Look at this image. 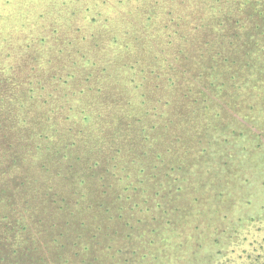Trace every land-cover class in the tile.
I'll return each mask as SVG.
<instances>
[{
  "label": "rangeland",
  "instance_id": "374dc122",
  "mask_svg": "<svg viewBox=\"0 0 264 264\" xmlns=\"http://www.w3.org/2000/svg\"><path fill=\"white\" fill-rule=\"evenodd\" d=\"M185 2L146 64L161 0H0V264L264 263V0Z\"/></svg>",
  "mask_w": 264,
  "mask_h": 264
},
{
  "label": "trees",
  "instance_id": "16d2710c",
  "mask_svg": "<svg viewBox=\"0 0 264 264\" xmlns=\"http://www.w3.org/2000/svg\"><path fill=\"white\" fill-rule=\"evenodd\" d=\"M159 10L161 11V22H158V26L152 24L151 26H153V29L149 28L150 24L147 25V30L149 32H148V35L146 37L141 36V35L140 36L136 35L137 32L136 33H132L131 29L128 28V27L122 28V29L118 28L117 36L115 35L112 38H115V44H116L117 48L119 49L120 55H125L128 58H130L132 56V57L136 58V60L138 62L143 61L146 64H151L152 63L151 59L153 57L152 55H154L157 51H160V49H161L162 63L165 61L164 60L165 58H163L164 57L163 53H165L170 48L168 46L169 42L167 41V39H169V36H170V33H169L170 24L177 19V17H176L177 14H182L183 12L185 13L187 11H190V9L187 6L185 0H161V8ZM178 17H180V15H178ZM107 21L108 20H106V22ZM136 22L140 24V22H138V21H136ZM157 28H160L161 30H157ZM145 30H146V27H143V28L139 29L138 32H140L141 34H144ZM141 31H143V32H141ZM160 36H161V38H159ZM252 56L254 58H251V57L248 58V59H250L249 60L250 64H253V63L255 64V63L258 62L259 66H261L259 68H264V60L261 61L264 57H260L261 55L260 56L252 55ZM229 58H232V56H230ZM248 59H246V60H248ZM250 64H248V65H250ZM207 126L210 127L208 122L205 124V127H207ZM141 132L143 133L144 131H141ZM205 134L206 133L204 132V134H202V137ZM198 138H201V137H198ZM181 141L182 140L179 139L178 140V144H180V143L182 144ZM210 141L211 140H210V137H209L207 142L204 143L203 148H201L197 152V154H196V161L197 162L205 163V161H207V160L212 158L211 149H210V147H212V143ZM226 142H227V139L222 141L223 144H225ZM197 144L200 145L201 141L197 140ZM184 155H186V154H184ZM181 159H182V157L179 159L180 164H181ZM212 160L216 161L217 159H212ZM195 164H197V163H195ZM182 166H183L182 164L178 165L177 169L178 170H183ZM226 166L227 165H226L225 162L222 163L221 165H219L218 174H219L220 182L225 177L226 178H230L228 176L227 172H226V169H225ZM199 169L201 171H199ZM208 169H210V168H208ZM188 170H189V176L190 177L193 176L192 181L186 175H184V177L182 175L181 176L182 177L181 182L182 181L183 182L188 181L189 183L185 187L183 186V187L177 188V190H175V193L176 194L177 193H181L182 194L184 192L182 194L183 197L189 196L191 194H194V195H196V197H194V202L197 203L199 201L198 197H197L199 191H205L208 195H210L209 193H211V191L209 189L203 187L205 183H208L207 180L206 181L203 180V177L205 175H210L212 173V170L211 169L210 170H206L205 168H202L200 166L198 167V165L190 166V168ZM222 196L224 197L223 194H222ZM208 197H210V196H208ZM225 198H227V197H225ZM203 201L202 202L199 201V203L197 205L203 207L204 206ZM177 210L178 209H177V207L175 205V207L173 208L172 212L173 213L174 212L177 213ZM185 210H188L190 212V214L192 215V217L194 218L193 219V223H192L193 224L192 225V230H195L194 226H197V229L200 228V226L202 225V221H200L201 218L198 217L200 214L199 213L196 214V212L192 208H187L186 207ZM195 216H197V220L195 219L196 218ZM233 222L238 223L239 219H237L236 221H231V222L229 221L228 223L233 224ZM180 227L185 229L183 224L180 225ZM197 229H196V231H197ZM232 231H234V229ZM213 233L214 232H211L210 234H213ZM229 233H230L229 229H227V228L224 229L223 231H221V235H225V239H230L229 238L230 236L226 237V235H229ZM194 242L196 244H199V246L203 245V241H200V243H199V241L196 238L194 239ZM212 243H215V241H213ZM209 244H210V241H209ZM188 247H186V248H188ZM262 248H264V247L261 246V249ZM146 256H149V254H147ZM250 258L251 257L249 256L248 260ZM260 259H262V258L253 259L250 262V264H252V262H256V261H258ZM214 261L215 260L211 259V263L210 264H212ZM164 262H166V259H164ZM123 264H130V263L123 262ZM262 264H264V263H262Z\"/></svg>",
  "mask_w": 264,
  "mask_h": 264
}]
</instances>
